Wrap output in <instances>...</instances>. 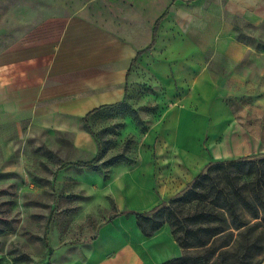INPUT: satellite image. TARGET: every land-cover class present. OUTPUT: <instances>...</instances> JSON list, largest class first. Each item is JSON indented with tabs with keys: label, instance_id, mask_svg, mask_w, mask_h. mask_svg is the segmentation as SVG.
I'll use <instances>...</instances> for the list:
<instances>
[{
	"label": "crops",
	"instance_id": "obj_1",
	"mask_svg": "<svg viewBox=\"0 0 264 264\" xmlns=\"http://www.w3.org/2000/svg\"><path fill=\"white\" fill-rule=\"evenodd\" d=\"M150 4L159 10L149 23ZM140 6L142 20L115 23L92 18L85 5L46 7L37 0V8L6 27L0 47L1 145L21 138L71 161L89 159L99 149L84 127L90 112L127 100L144 70L164 87L171 102L144 136L139 164L111 183L122 207L117 213L153 208L175 190L172 174L181 171L188 186L211 162L198 155L207 114L213 122H227L229 115L213 113L216 106L228 108L215 98L224 92L223 75L211 68L209 54L249 61L264 74V0H151ZM235 23L255 28L254 37L239 39ZM101 112L90 117L93 130ZM156 140L154 162L150 146ZM181 249L169 224L147 236L136 215L124 213L101 224L86 255L69 264H164Z\"/></svg>",
	"mask_w": 264,
	"mask_h": 264
},
{
	"label": "rangeland",
	"instance_id": "obj_2",
	"mask_svg": "<svg viewBox=\"0 0 264 264\" xmlns=\"http://www.w3.org/2000/svg\"><path fill=\"white\" fill-rule=\"evenodd\" d=\"M59 1L71 7L85 5L92 18L117 23L142 20L144 13L140 3L151 0H40V3L50 7ZM29 8H37V0H0V47L7 40L6 27L15 25ZM146 8L145 22L150 23L159 6L150 4ZM235 29L238 38L245 41L256 33L255 28L237 23ZM207 59L211 68L223 75L224 92L215 98H222L228 108L223 111L216 106L213 113L229 115V118L227 122L224 119L213 122V116L207 114V118L210 117L207 135L201 139L198 155L203 154L212 162L243 159L253 163L264 158V74L261 68L249 61L236 63L214 53ZM149 75L144 70L141 80L127 97L144 125H138L127 111H106L94 128L104 156L99 161L94 160L97 154L78 160H94L102 172L75 165L77 161L59 157L46 146L29 144L21 138H11L15 140L13 144H0V264H69L86 255L99 226L122 209L113 194L112 181L121 172L139 164L144 136L152 124L162 118L171 102L164 87ZM157 144L156 140L150 146L154 162H157ZM119 153L130 157L133 163L105 165L110 157ZM259 179L262 177L243 175L239 183L252 180L259 183ZM156 180L155 190L159 191L160 181ZM187 181L181 171L172 174L170 186L175 190L169 191L164 200L175 198L178 190L187 186ZM182 253L183 249L179 255Z\"/></svg>",
	"mask_w": 264,
	"mask_h": 264
},
{
	"label": "trees",
	"instance_id": "obj_3",
	"mask_svg": "<svg viewBox=\"0 0 264 264\" xmlns=\"http://www.w3.org/2000/svg\"><path fill=\"white\" fill-rule=\"evenodd\" d=\"M167 15L165 12L156 22L152 47L158 24ZM148 49V48H147ZM145 49V50H147ZM141 51L139 55L144 52ZM127 111L138 125L143 121L131 108L128 100L95 109L84 118V127L95 133L90 117L98 111ZM101 112V113H102ZM97 140V138H96ZM98 142L95 161L104 156ZM77 161L78 166H87L102 172L95 161ZM120 162L133 163L123 153L110 157L108 167ZM261 176L259 183L250 181L240 184L242 176ZM108 178V172H105ZM264 158L249 161L229 160L210 162L187 188L170 201H163L147 211L123 210L115 213L109 221L120 214L132 213L147 236L163 225L169 224L175 240L183 249L181 256L164 264H262L264 261ZM263 185V186H262Z\"/></svg>",
	"mask_w": 264,
	"mask_h": 264
}]
</instances>
